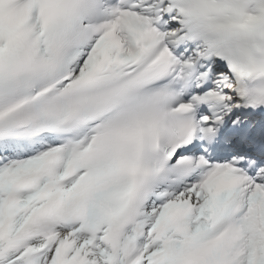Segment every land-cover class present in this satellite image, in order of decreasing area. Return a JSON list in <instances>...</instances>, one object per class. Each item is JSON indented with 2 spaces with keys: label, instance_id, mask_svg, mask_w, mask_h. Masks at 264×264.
I'll list each match as a JSON object with an SVG mask.
<instances>
[{
  "label": "snow or ice",
  "instance_id": "snow-or-ice-1",
  "mask_svg": "<svg viewBox=\"0 0 264 264\" xmlns=\"http://www.w3.org/2000/svg\"><path fill=\"white\" fill-rule=\"evenodd\" d=\"M0 264H264V0H0Z\"/></svg>",
  "mask_w": 264,
  "mask_h": 264
}]
</instances>
